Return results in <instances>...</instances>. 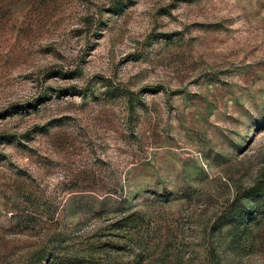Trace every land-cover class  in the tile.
<instances>
[{"label": "rangeland", "instance_id": "obj_1", "mask_svg": "<svg viewBox=\"0 0 264 264\" xmlns=\"http://www.w3.org/2000/svg\"><path fill=\"white\" fill-rule=\"evenodd\" d=\"M264 0H0V264H264Z\"/></svg>", "mask_w": 264, "mask_h": 264}, {"label": "trees", "instance_id": "obj_2", "mask_svg": "<svg viewBox=\"0 0 264 264\" xmlns=\"http://www.w3.org/2000/svg\"><path fill=\"white\" fill-rule=\"evenodd\" d=\"M264 194V182H258L247 190L246 197H255Z\"/></svg>", "mask_w": 264, "mask_h": 264}]
</instances>
